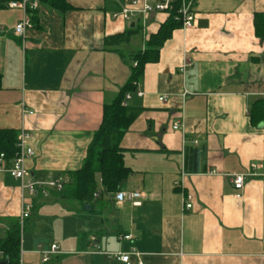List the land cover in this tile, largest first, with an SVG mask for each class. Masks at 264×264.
I'll return each instance as SVG.
<instances>
[{
    "label": "crops",
    "instance_id": "crops-1",
    "mask_svg": "<svg viewBox=\"0 0 264 264\" xmlns=\"http://www.w3.org/2000/svg\"><path fill=\"white\" fill-rule=\"evenodd\" d=\"M66 3L64 12L40 4L22 39L14 34L22 11L0 10V130L30 134L34 155L25 166L43 182L81 168L104 106L130 80L127 56L146 51L167 20L126 21L119 15L127 0ZM193 9L195 26L156 48L157 62L145 66L128 101L139 112L118 142L131 171L118 193L142 197L119 204L114 196L90 211L53 192L33 198L11 164L0 166V240L24 204L33 206L21 230L23 264H124L109 255L133 251L132 264H264L261 170L241 198L232 185L264 162V122L251 121L254 103L264 101V38L255 27L264 0H194ZM131 28L140 32L121 47L124 60L106 39ZM190 149H199L195 172L187 169ZM52 245L59 249L43 263Z\"/></svg>",
    "mask_w": 264,
    "mask_h": 264
},
{
    "label": "trees",
    "instance_id": "trees-1",
    "mask_svg": "<svg viewBox=\"0 0 264 264\" xmlns=\"http://www.w3.org/2000/svg\"><path fill=\"white\" fill-rule=\"evenodd\" d=\"M9 1L11 0H0V10L5 8ZM38 1L40 4H46L62 12L70 9L66 0ZM165 16L167 17L165 24L156 35L151 36L146 51H137L127 56L131 61L130 80L120 90L116 99L104 106L102 123L93 135L81 168L67 173L64 176L63 190L58 193L53 192L58 199L77 202L81 207L89 206L91 211L106 199L113 201L114 196L120 191L121 185L131 174L130 169L125 166L122 160L118 142L132 124L134 114L139 110L128 105L126 96L130 94L133 98L136 95L137 86L143 77L145 66L157 62L156 48L171 38L174 30L182 28V23L175 19V13ZM35 19L34 17L33 24ZM255 27L261 38H264V14L255 17ZM139 32V29L131 28L123 34L108 37L106 45L110 51L119 54L126 60L125 54L121 53V47ZM251 121L254 124L264 122V101L257 100L254 103ZM17 143L18 133L16 131L0 130V154L5 155L7 164H11L17 154ZM198 155L199 149L187 151L188 171H197ZM96 194L98 197H95ZM0 252L4 254L5 261H8L9 264H19L21 254L19 222L13 223L6 237L0 240Z\"/></svg>",
    "mask_w": 264,
    "mask_h": 264
},
{
    "label": "built area",
    "instance_id": "built-area-1",
    "mask_svg": "<svg viewBox=\"0 0 264 264\" xmlns=\"http://www.w3.org/2000/svg\"><path fill=\"white\" fill-rule=\"evenodd\" d=\"M9 9H19L23 13L22 20L16 25L14 29L15 36L20 39L25 37L27 30L34 27L33 18L40 7L38 0H11L6 4ZM194 0H127V6L121 11L120 15L126 21H132L139 17H145L152 14H176V20L182 23V28L185 30L192 29L196 22V13L194 12ZM188 66L184 64L183 70ZM138 97H142L143 93L138 92ZM132 95L126 96V101H130ZM160 102L166 104L168 99L166 97H160ZM126 105V104H125ZM33 113H29L32 115ZM174 130L179 129V123L174 124ZM31 136L28 133L22 132L18 136L17 143V154L11 163V167L8 169L11 177L19 181L22 185L23 190H27L28 194L33 198H47L52 192H61L65 185V180L62 177L49 178L47 181H37L32 179L29 171L26 169L25 162L28 158L34 155L33 150L28 147L27 143ZM5 155L0 154V166L4 170ZM256 170H261V185L264 187V162L251 166L250 173L247 174H236L232 177V185L234 190L237 192V197L241 198L243 190L246 185L247 178L253 176ZM214 173V172H213ZM95 197H98L96 194ZM142 197L140 193H117L115 196L116 201L121 204L125 200L138 199ZM189 201H192L191 197H188ZM135 206H140L139 202L134 203ZM192 204H187L186 208L190 209ZM33 206L32 204H24L22 212L19 218V225L21 230H24L25 221H27L32 215ZM131 236H124L121 240H131ZM95 248H97L95 246ZM58 246L52 245L49 250L41 252L43 254V263L50 261V256L57 253ZM131 255H139L135 251L131 253H119L109 255L110 258H115L124 264L131 263ZM5 256L0 252V264L4 263ZM23 264L22 251L20 254V262ZM141 264V263H140Z\"/></svg>",
    "mask_w": 264,
    "mask_h": 264
},
{
    "label": "rangeland",
    "instance_id": "rangeland-1",
    "mask_svg": "<svg viewBox=\"0 0 264 264\" xmlns=\"http://www.w3.org/2000/svg\"><path fill=\"white\" fill-rule=\"evenodd\" d=\"M47 226H48V229H50V231H51L52 228H53V229H56V228H54V226H50L49 223L47 224ZM50 231H49V236H50L51 238H55L56 235H53ZM55 231H56V230H55ZM22 236H23V237H22V239H23V243H24L25 245H27V241H28V231L26 230L25 234H23ZM25 249H26V248H25Z\"/></svg>",
    "mask_w": 264,
    "mask_h": 264
},
{
    "label": "water",
    "instance_id": "water-1",
    "mask_svg": "<svg viewBox=\"0 0 264 264\" xmlns=\"http://www.w3.org/2000/svg\"><path fill=\"white\" fill-rule=\"evenodd\" d=\"M86 209H90V207H89V206H86ZM2 264H9V263H8V261H5V262L2 263Z\"/></svg>",
    "mask_w": 264,
    "mask_h": 264
}]
</instances>
